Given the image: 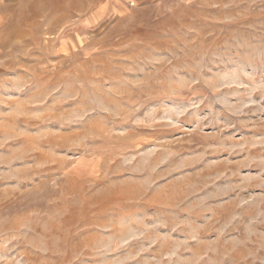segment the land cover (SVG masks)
<instances>
[{"label": "rangeland", "instance_id": "rangeland-1", "mask_svg": "<svg viewBox=\"0 0 264 264\" xmlns=\"http://www.w3.org/2000/svg\"><path fill=\"white\" fill-rule=\"evenodd\" d=\"M0 264H264V0H0Z\"/></svg>", "mask_w": 264, "mask_h": 264}]
</instances>
